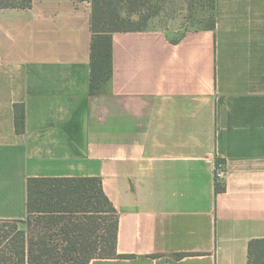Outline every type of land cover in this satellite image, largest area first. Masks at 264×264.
<instances>
[{"label": "crops", "instance_id": "1", "mask_svg": "<svg viewBox=\"0 0 264 264\" xmlns=\"http://www.w3.org/2000/svg\"><path fill=\"white\" fill-rule=\"evenodd\" d=\"M91 14L88 0L0 8V219L25 222L31 177H99L119 256L90 264H249L264 238V0H216L212 29L114 32L95 94Z\"/></svg>", "mask_w": 264, "mask_h": 264}, {"label": "trees", "instance_id": "2", "mask_svg": "<svg viewBox=\"0 0 264 264\" xmlns=\"http://www.w3.org/2000/svg\"><path fill=\"white\" fill-rule=\"evenodd\" d=\"M34 0H0V8H26ZM91 2L92 94L101 91L113 72L112 34L143 30L157 14L151 0ZM157 9V8H156ZM214 28L216 0H209ZM16 129L25 130V109L16 105ZM223 189L217 184V191ZM25 227L0 231V264H90L119 256V217L99 177H31L28 179ZM8 220V219H0ZM10 221V220H8ZM20 221V220H11ZM249 264H264V238L249 245Z\"/></svg>", "mask_w": 264, "mask_h": 264}, {"label": "rangeland", "instance_id": "3", "mask_svg": "<svg viewBox=\"0 0 264 264\" xmlns=\"http://www.w3.org/2000/svg\"><path fill=\"white\" fill-rule=\"evenodd\" d=\"M149 6L158 12L148 22L159 26L170 24L186 30L204 26L211 20L209 0H151ZM16 225L22 228L26 223L1 220L0 231H7Z\"/></svg>", "mask_w": 264, "mask_h": 264}, {"label": "built area", "instance_id": "4", "mask_svg": "<svg viewBox=\"0 0 264 264\" xmlns=\"http://www.w3.org/2000/svg\"><path fill=\"white\" fill-rule=\"evenodd\" d=\"M175 26V25H174ZM225 174L224 169L221 168V166L216 169V175L218 178L222 177Z\"/></svg>", "mask_w": 264, "mask_h": 264}]
</instances>
